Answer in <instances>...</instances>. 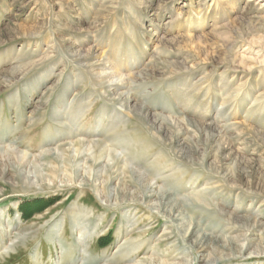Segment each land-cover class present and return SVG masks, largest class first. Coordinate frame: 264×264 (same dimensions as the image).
Here are the masks:
<instances>
[{"label": "rangeland", "instance_id": "1", "mask_svg": "<svg viewBox=\"0 0 264 264\" xmlns=\"http://www.w3.org/2000/svg\"><path fill=\"white\" fill-rule=\"evenodd\" d=\"M263 7L0 0V168L9 170L0 177V264H264V99L253 87L264 66L239 89L225 61L264 58ZM133 93L150 96L128 98L135 118L122 106ZM152 115L179 131L184 158L160 141ZM214 124L242 131L239 141H219L218 151L207 137ZM171 192L166 206L180 202L208 239L184 236L165 214Z\"/></svg>", "mask_w": 264, "mask_h": 264}, {"label": "bare ground", "instance_id": "2", "mask_svg": "<svg viewBox=\"0 0 264 264\" xmlns=\"http://www.w3.org/2000/svg\"><path fill=\"white\" fill-rule=\"evenodd\" d=\"M145 4V3H144ZM262 4V3H261ZM264 8V7H263ZM258 20V19H257ZM221 27H223V26H221ZM214 30V29H213ZM262 36V35H261ZM260 39H262V38H260ZM263 40V39H262ZM260 41H258V43H259ZM257 43V42H256ZM260 44V43H259ZM264 46V45H263ZM247 47V46H246ZM233 50V49H232ZM248 50H249V52H253V49L251 48V47H249L248 48ZM261 51H263L262 49H260ZM244 51V50H243ZM261 51H259V52H261ZM254 52H255V50H254ZM258 52V50H257V52L256 53H259ZM235 54L237 55V52H235ZM246 55V56H245ZM244 55V53L242 52V54L240 53H238V56H230V59H229V57H228V59L226 60L225 59V61H226V63L228 64H230V66L232 67V69L234 70V74L235 73H237L238 72V78H237V81H236V86H235V88L238 86V88L240 87V86H242V82H243V80L245 79V76L246 75H244L246 72V74L248 75V74H250L253 70H260V67H263L264 66V58L263 59H259L258 58V56L257 57H252V56H248L247 54H245ZM249 55H251V54H249ZM254 55V54H253ZM264 55V54H263ZM260 56V55H259ZM227 58V57H226ZM220 59V58H219ZM193 60V59H192ZM180 61V60H179ZM197 61V60H196ZM221 61V60H220ZM182 62V61H181ZM169 63V62H168ZM167 64V63H166ZM190 65V64H189ZM168 66V65H167ZM181 66V65H180ZM191 67H193V65L191 66ZM226 67V66H225ZM12 69V68H11ZM224 70H226V68H224ZM12 71V70H11ZM263 71V70H262ZM13 72V71H12ZM18 74V73H17ZM118 74L120 75V76H123V74H121V73H119L118 72ZM7 75H8V73H7ZM257 75V74H256ZM263 75V77L262 78H260L259 79V77L258 76H253V79H254V81H253V83H255V85H253V87L254 88H257V87H260V89L258 90V92L256 93V95L254 96V98L255 99H259V101H260V99H264V73L262 74ZM10 75H8L7 77H9ZM15 76V75H14ZM6 77V78H7ZM124 77H127L126 75H124ZM100 79V78H99ZM4 80V79H3ZM7 81V80H6ZM245 81V80H244ZM4 82V81H3ZM124 81H122V82H120V83H116V84H106V86H105V89L104 90H102L103 91V97H105V99H110V98H112L113 97V95H114V97H115V93L114 92H111L110 91V89H111V87L112 86H123L124 85ZM252 83V84H253ZM105 84V83H104ZM0 85H2V84H0ZM224 85V84H223ZM222 85V86H223ZM246 86V85H245ZM224 87V86H223ZM250 87L251 86H249V88H245V95H248L249 94V92H251L252 90V88L250 89ZM113 88V87H112ZM241 88V87H240ZM239 88V89H240ZM184 89V88H183ZM239 89H237V90H239ZM255 90V89H254ZM233 91V90H232ZM247 91H249L248 92V94H247ZM49 92V91H48ZM235 92V91H234ZM44 94V93H43ZM42 94V95H43ZM45 95V94H44ZM49 97V96H48ZM48 97H46V99L48 98ZM139 97V99L140 98H142L143 100V102H146L148 99H149V97L150 96H143V97H140V96H138V95H136V93H133V94H131L130 95V97H126V98H124L122 101H123V110H127V111H125V112H123V113H125L126 115H128V116H130V117H134L135 118V116H134V111H135V107L134 108H131V105H129V100H128V98L129 99H135V98H138ZM257 97V98H256ZM43 98H45V97H43ZM38 99V98H37ZM41 99H42V97H41ZM45 99V100H46ZM118 99V98H117ZM177 99H179L180 101H182L183 103L185 102V103H188V104H192L191 103V101L189 100V99H186V98H184V97H181V98H177ZM39 100V99H38ZM49 100V99H48ZM47 100V101H48ZM42 101H43V99H42ZM46 101V102H47ZM109 101V100H108ZM77 102V101H76ZM79 102H81V101H79ZM40 104V103H39ZM39 104H37V105H39ZM55 104V103H54ZM223 104V103H222ZM226 105V104H225ZM40 106V105H39ZM153 106V105H152ZM36 107V106H35ZM77 107V106H76ZM227 107V106H226ZM79 108V107H78ZM82 108V107H81ZM80 108V109H81ZM228 108V107H227ZM40 109V108H39ZM188 111H190V112H192V110L191 109H189V108H186ZM37 110V109H36ZM138 110L140 111V113H139V116H141V121H145V120H148V116L150 115V111H149V109L147 108V107H145V106H140L139 108H138ZM76 111V110H75ZM54 112V111H53ZM52 113V112H51ZM70 113V112H69ZM103 113V112H102ZM193 113V112H192ZM54 114V113H53ZM73 115H75V114H73ZM79 115V114H78ZM102 115V114H101ZM258 115H260V114H258ZM71 116V115H70ZM153 116H155V115H152V117ZM69 117V116H68ZM104 117H106V116H104ZM69 118H71V117H69ZM112 118V117H111ZM75 119V118H74ZM140 119H136V120H139L140 121ZM163 119V118H162ZM72 120V119H71ZM252 120V119H251ZM254 120V119H253ZM73 121V120H72ZM151 122L154 124V126H155V128H157V131H155L156 133H157V136L160 138V141L162 142V143H170L171 145V147H172V149L173 150H175V153H176V155L178 156V157H180V158H184V151L183 150H185V146H183L182 145V139H179V131L178 132H169V130H167L164 126H163V124L160 122V117H159V119L155 116V117H153V119H151ZM191 122V121H190ZM102 124V123H101ZM152 124V125H153ZM204 123H202V125H203ZM210 124V123H209ZM208 124V125H209ZM251 124V123H250ZM100 125V124H99ZM98 125V126H99ZM262 125L264 126V122L262 123ZM104 127V126H103ZM230 127V126H229ZM233 126H231L230 128H232ZM239 127H241V126H239ZM249 127V126H248ZM251 127V126H250ZM97 128V127H96ZM101 128V127H100ZM230 128H228V126H226V125H224V124H217V125H213V126H209L208 127V140H213L214 141V143H219V141L221 142V141H225V144H226V142L228 143V141L230 142V141H233L236 137H237V141H239V136L241 135V132L242 131H240V132H238L237 134L235 133V135H236V137H234V135L233 136H230L229 135V133H227L228 131H229V129ZM243 128H245V127H243ZM248 129V128H247ZM253 129V128H252ZM256 129V128H255ZM102 130V129H101ZM205 130V129H204ZM211 130V131H210ZM257 130V129H256ZM255 130V131H256ZM184 131V130H183ZM95 132H97V130L95 131ZM252 132V131H251ZM250 132V133H251ZM257 132V131H256ZM90 133V132H89ZM101 133V132H100ZM104 133V132H103ZM262 133V132H261ZM260 133V134H261ZM167 134V135H166ZM89 135V134H88ZM151 136V135H150ZM153 137V136H152ZM239 137V138H238ZM260 137V136H259ZM264 136H262V138H263ZM261 138V137H260ZM259 138V139H260ZM158 139V138H157ZM243 139V138H242ZM244 139H246V138H244ZM243 139V140H244ZM264 139V138H263ZM241 140V139H240ZM243 140H241V141H243ZM184 141V140H183ZM158 142H159V140H158ZM185 142V141H184ZM221 143H223V142H221ZM221 143H219V146H218V151H220V152H222L223 150H225V149H223L222 151H221V149H222V147H223V144H221ZM185 144V143H184ZM212 145V144H211ZM217 146V145H216ZM86 147V146H85ZM212 147V146H211ZM184 148V149H183ZM214 148V147H213ZM187 150H188V148H187ZM231 150V149H230ZM189 151V150H188ZM41 152H43V151H41ZM193 152V151H192ZM188 155V154H187ZM10 159V158H9ZM214 162V161H213ZM8 163V162H7ZM13 163V162H12ZM91 163V162H90ZM92 164V163H91ZM213 164V163H212ZM6 165V164H5ZM8 165V164H7ZM215 166V165H214ZM121 167V166H120ZM8 168V167H7ZM8 169L5 171V169L4 168H0V177L1 178H4V177H6V175H7V173H8ZM10 180H14V177L12 178H9ZM9 179H7L8 181H10ZM134 179V178H133ZM30 182V181H29ZM145 187V186H144ZM22 188V187H21ZM153 195V194H152ZM155 195V194H154ZM171 195H172V192L171 193H169V194H167V196H166V198L163 200V202H161V204L160 205H162V203H163V211L165 212V214H167V216L171 219V220H173V221H176L177 222V226L179 227L178 229H180L181 231H183V235L184 236H187V233L188 232H190L191 233V235H196V241L198 242V241H202V240H206V239H208V237H210L209 235H206V232H203L202 231V229H201V225L197 222V223H195L192 227H191V224H189L188 222H190V221H188L187 220V213L184 211V210H182V209H180L178 206H177V204L178 205H180V202H178L177 204H175L176 202L175 201H173V203L174 204H170L169 205V207H167L166 206V204H167V202H169V200H170V198H171ZM149 196H151V195H149ZM198 198V197H197ZM147 199V198H146ZM204 199V198H203ZM166 201V202H165ZM171 201H172V199H171ZM36 202V201H35ZM33 204H34V202H33ZM37 204V203H36ZM26 205V204H25ZM40 205V204H39ZM38 205V206H39ZM41 205H42V203H41ZM158 205V204H157ZM37 206V205H36ZM16 208H18V211H16V213L18 212V213H20V214H22L23 212H24V210L22 209V207L25 209V208H27V206L26 207H24V205L23 206H19V205H16L15 206ZM15 207H13V208H15ZM34 207V206H33ZM36 208V207H35ZM29 209V208H28ZM27 209V210H28ZM30 210V209H29ZM32 210H33V208H32ZM31 210V211H32ZM36 210H38V208L36 209ZM263 210V207H261L260 209H259V211H262ZM31 211H30V213H31ZM174 211H176V215H173V212ZM9 212V211H8ZM15 212V211H14ZM22 212V213H21ZM27 213H29V211H26ZM163 212V213H164ZM190 212H192V211H190ZM10 213V212H9ZM29 213V214H30ZM14 214V213H13ZM26 214V213H25ZM25 214H23V215H25ZM28 215V214H27ZM22 216V215H21ZM164 216V215H163ZM22 217H24L25 218V216H22ZM253 218V217H252ZM73 221V220H72ZM193 221V220H192ZM196 222V221H195ZM76 225V224H75ZM50 226V225H49ZM187 226V228L185 229V227ZM53 227V226H52ZM87 230V229H86ZM222 234V233H221ZM84 236V235H83ZM82 236V237H83ZM212 238V237H211ZM54 241V240H53ZM223 246V245H222ZM227 246V245H226ZM226 246H225V248H226ZM224 247V246H223ZM63 248V247H62ZM61 249V248H60ZM186 264V263H185Z\"/></svg>", "mask_w": 264, "mask_h": 264}]
</instances>
